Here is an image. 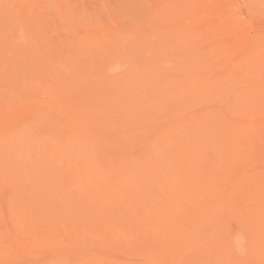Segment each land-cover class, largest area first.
Instances as JSON below:
<instances>
[{"label":"rangeland","instance_id":"obj_1","mask_svg":"<svg viewBox=\"0 0 264 264\" xmlns=\"http://www.w3.org/2000/svg\"><path fill=\"white\" fill-rule=\"evenodd\" d=\"M253 174L264 0H0V264H230Z\"/></svg>","mask_w":264,"mask_h":264},{"label":"bare ground","instance_id":"obj_2","mask_svg":"<svg viewBox=\"0 0 264 264\" xmlns=\"http://www.w3.org/2000/svg\"><path fill=\"white\" fill-rule=\"evenodd\" d=\"M193 1V0H192ZM198 2V1H197ZM201 2V1H200ZM206 2H208V1H206ZM200 4V3H199ZM203 4H205L204 2H203ZM202 4V5H203ZM206 5V4H205ZM91 42V41H90ZM176 69V68H175ZM180 69V68H179ZM173 71V70H172ZM176 71V70H175ZM180 71V70H179ZM186 75V74H185ZM188 78V77H187ZM189 79V78H188ZM187 81V80H186ZM189 82V81H188ZM195 82V81H194ZM185 84H187V82L185 83ZM189 84H190V82H189ZM188 84V85H189ZM193 82L191 83V87H193ZM183 86V85H182ZM196 86V85H195ZM207 86V85H206ZM189 87H190V85H189ZM190 87V88H191ZM117 89V88H116ZM180 89V88H179ZM201 90H202V88H201ZM115 91V90H114ZM203 91V90H202ZM181 93H182V91H180ZM199 92H200V89H199ZM177 93H179V92H177ZM195 93L196 92H194V93H192L191 92V94L189 95V94H186V95H184V97L182 98H180L178 101L179 102H176V104L174 103V108H175V111L177 112L182 106H183V108H184V104H186V103H190V102H194L193 100H194V97H196V95H195ZM209 93V92H208ZM111 94V93H110ZM175 94H176V91H175ZM112 95V94H111ZM195 95V96H194ZM112 99V98H111ZM177 99H178V96H177ZM107 100H109V99H107ZM190 100H192V101H190ZM113 101V100H112ZM108 102H110V100L108 101ZM189 103H188V105H189ZM188 105H186L185 107H187ZM182 109V108H181ZM208 139V138H207ZM219 170V169H218ZM220 170H223V169H220ZM225 172V170L223 171V173ZM226 172H228V171H226ZM225 172V174L223 175V177L224 176H226L227 175V173ZM261 174H263V173H261ZM259 174H253V177H251L250 179H248L247 180V182H248V184L247 185H242V183H243V179L244 178H242V176L241 177H239V178H236L235 180L234 179H232L233 181H232V185L230 186V188H229V190H225V191H227V194H228V197H226L227 198V200L225 201V202H223V204L221 205V207H222V209H223V207H224V209L226 210V209H228L227 207H229V210H228V215H230L232 212L230 211V209H231V207H230V202H231V199L232 198H234L235 196H236V194H238V189H243V190H246L247 188L248 189H251V191H246L248 194L249 193H252V195L250 196V197H248V198H246L245 199V201H244V203H243V206L244 207H247V206H252V205H255L256 203H258V202H260V204L262 205V206H264V194H263V192L261 193L260 191H258L257 190V192H256V190H253L254 188H255V186H257V184H258V182H259V176H258ZM262 176V175H261ZM263 177V176H262ZM261 180V179H260ZM167 182V181H166ZM197 184H199L200 182L198 181V182H196ZM239 183H241L240 185H239ZM196 184V185H197ZM168 185V183H166L164 186H167ZM192 185H194V184H192ZM200 185H201V183H200ZM162 186V190H163V192L164 193H166V194H168L169 195V197H170V201L169 202H166L165 203V205H166V210H164V211H162V212H164V213H166V212H170V211H172V212H174L175 210H179V208H180V206L178 207L177 205H176V201L175 200H177V201H179L180 202V204L183 206V205H187L188 204V199L190 200V194H189V192H188V190L190 189L191 190V188H187V189H185V190H183V191H180V190H172V189H170V188H167V189H165L164 188V186L163 185H161ZM190 187H191V185H189ZM198 187H199V185H197ZM202 186V185H201ZM205 186H207V185H205ZM204 186V187H205ZM168 187V186H167ZM197 187H195L194 189H196ZM194 189H192V190H194ZM256 189V188H255ZM187 190V191H186ZM189 190V191H190ZM203 190V189H202ZM195 191V190H194ZM193 191V192H194ZM197 191V190H196ZM200 191H201V189H200ZM254 191H255V193H254ZM190 192H192V191H190ZM202 192V191H201ZM205 192L207 193V191H205V189H204V193L203 194H205ZM261 194H260V193ZM197 193L199 194V191H197ZM196 193V194H197ZM202 193H200V195H201ZM201 195L202 197L204 196V195ZM200 195H198L199 197H200ZM191 196H194V195H191ZM218 196V195H217ZM220 196V195H219ZM198 197V198H199ZM202 197H200V199H202ZM212 197H214L213 199H214V201H212V202H214V203H212L211 202V200H210V202L212 203V206L213 207H219L217 204H215L216 202L217 203H219V201L221 200V199H223V197L221 198H217L215 195H213ZM215 197H216V200H215ZM194 198V197H193ZM192 198V199H193ZM197 198V197H196ZM211 198V197H210ZM204 199V198H203ZM196 200V199H195ZM195 200H193L192 201V203H190L189 202V205H191V204H198V200L196 201V202H194ZM200 202H201V200H200ZM203 202V201H202ZM209 202V206H206V211L207 210H209V207L211 206V203ZM220 204V203H219ZM204 205H205V203H204ZM217 205V206H216ZM256 205H258V204H256ZM260 206V205H259ZM208 207V208H207ZM171 209L170 211H169V209ZM212 208V207H211ZM217 208H215V210L217 209ZM211 210V209H210ZM218 210V212H220V207H219V209H217ZM212 211V210H211ZM222 211V210H221ZM208 212V211H207ZM213 212H214V210H213ZM217 212V211H216ZM217 212V213H218ZM223 212V211H222ZM221 212V213H222ZM258 212V211H257ZM264 214V212H258V213H256L259 217H257V215L255 216L256 218H260L261 217V214ZM218 214H220V213H218ZM207 217H209V215L207 216ZM248 217H250V216H248ZM251 217H253V216H251ZM208 219V218H207ZM227 219V218H226ZM247 220V219H246ZM264 220V218H262V221ZM253 223H251L250 221H242V222H240V221H237L236 222V224L234 225V229L233 230H230V232H228V234H227V236H226V238H225V240L223 239V240H221V241H219V242H212V241H210V239H208V240H205L204 242H202L201 244H204V245H202V246H205V244H207V248H214L215 247V245L213 246H211V244H223V245H221V248H223L224 249V251H226V252H228L229 253V256H227V259H228V263H230V264H253V263H250V262H254V264H264V223H261V224H253ZM132 240V239H131ZM182 242H183V244H188V237L187 236H185V238L182 240ZM220 246V245H219ZM206 247V246H205ZM210 251V250H209ZM222 254H224V253H218V254H214L217 258H216V264H221L223 261H224V259L221 257V256H219V255H222ZM210 256H213V255H210ZM223 264V263H222Z\"/></svg>","mask_w":264,"mask_h":264}]
</instances>
